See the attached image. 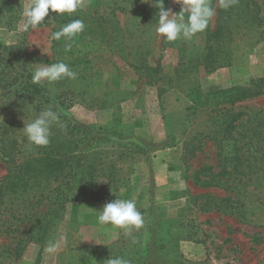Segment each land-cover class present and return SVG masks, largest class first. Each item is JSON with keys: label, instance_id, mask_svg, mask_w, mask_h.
Returning <instances> with one entry per match:
<instances>
[{"label": "rangeland", "instance_id": "obj_1", "mask_svg": "<svg viewBox=\"0 0 264 264\" xmlns=\"http://www.w3.org/2000/svg\"><path fill=\"white\" fill-rule=\"evenodd\" d=\"M256 1L262 8L264 0ZM26 2L0 0V40L6 45H22L51 63L63 60L77 73L75 80L40 84L51 98L60 97L71 105L68 113L73 119L96 127L119 130L122 126L124 133L143 142L127 138L118 146L105 143L99 167L102 173L94 188H103L112 174L115 182L106 185L110 193L114 191L112 196L95 200L85 195L84 201L67 203L41 243L18 245L22 232L0 234V264H103L110 255L124 256L132 264H175L179 254L196 264H264V189L250 187L244 193L241 187L238 196L232 188L202 183L211 178L204 167L211 166L213 173L221 170L211 138L217 112L192 102L196 86L206 93L245 86L253 78L264 77V35L252 42L237 39L231 43V55L225 60L230 62L228 66L211 72L199 66L177 76L167 71L170 64L175 68L180 61V52L156 38L158 9L151 0H86L69 17L82 19L85 30L70 42V51H65L69 43L65 39L53 41L50 56L41 50L48 41L46 30H21ZM164 4L173 12L181 10L173 0H164ZM66 17H54L57 28L70 20ZM176 43L180 50L202 52L205 32ZM35 64L46 65L33 63L31 68ZM148 65L159 71H147ZM226 108L241 118L250 116L264 110V95ZM155 113L161 117L165 133L158 141L139 131L146 123L155 124ZM3 120L0 114V122ZM160 162H167L171 176L164 186L157 185L154 178ZM5 174L0 157V179ZM117 197L135 199L144 216V226L133 232L136 244L123 230L97 220L96 210ZM46 210L47 203L35 207L37 214L32 218L36 220ZM61 236L64 242H60ZM181 241L202 246L203 258L185 257ZM57 243L54 251H45ZM163 245L166 247L161 248Z\"/></svg>", "mask_w": 264, "mask_h": 264}, {"label": "trees", "instance_id": "obj_2", "mask_svg": "<svg viewBox=\"0 0 264 264\" xmlns=\"http://www.w3.org/2000/svg\"><path fill=\"white\" fill-rule=\"evenodd\" d=\"M211 2L216 16L204 31L202 52L192 54L174 46L176 41L163 40V46L180 52V61L175 68L170 64L167 73L180 76L196 71L199 66L207 72L228 66L230 62L225 60L231 55V43L237 39L252 42L264 35V4L261 8L256 0H238L225 10L218 6L217 0ZM49 13L52 14L51 10ZM33 63L51 62L28 52L22 45H6L0 40V114L4 116L0 122V157L6 165V174L0 179V234L22 232L18 245L24 243V246L28 241L46 240L67 203L84 201L85 195L95 200L112 196L114 191L110 193V187L106 186L115 182L112 174H108L109 182L103 184V188H94L102 173L99 169L102 148L107 144L118 146L127 138L143 142L134 134L124 133L122 126L119 130L96 127L73 119L68 113L71 105L66 100L51 98L40 84L31 82ZM146 69L151 73L159 71V67L149 65ZM261 95H264V77L253 78L245 86L206 93L195 87L193 104L212 107L211 110L217 112L211 138L221 170L213 173L211 166L204 167L211 178L202 180L203 184L232 188L238 196L241 187L244 193L249 192L250 187L264 189V110L241 118L239 113L226 108ZM48 106L58 112L60 120L56 123L58 126H52L50 143L43 147L29 145L23 134L24 122ZM44 203L47 210L38 213L34 220L32 217L37 211L33 209ZM178 258L175 264H196L182 254Z\"/></svg>", "mask_w": 264, "mask_h": 264}, {"label": "clouds", "instance_id": "obj_3", "mask_svg": "<svg viewBox=\"0 0 264 264\" xmlns=\"http://www.w3.org/2000/svg\"><path fill=\"white\" fill-rule=\"evenodd\" d=\"M86 0H27L22 6V31L30 29H40L49 33L46 46L41 47L43 53L51 55L53 41H60L62 38L69 43L65 44V51H70V43L80 33L85 30V23L82 19H70L62 23L59 28L54 21L57 15L63 16L77 12L85 6ZM148 2V0H144ZM181 5L179 12L166 9L164 0H151L152 5L158 9L156 12V25L154 33L156 38L166 42H173L179 39L190 40L197 33H203L213 23L216 16V8L211 0H173ZM218 6L222 9L233 7L238 0H217ZM56 13L50 16L49 11ZM187 13V16H185ZM48 17L46 21L45 18ZM75 80L77 73L73 71L63 60H58L51 64H35L31 69V82L42 84L47 82L52 84L63 79ZM59 123V114L53 110L52 106L41 109L31 120L24 122L23 134L27 138L29 145L47 146L50 143L53 124ZM55 186V185H53ZM99 224L113 226L123 230L132 244L138 241L133 235L134 231H139L145 223L144 216L137 208L135 199L116 198L106 202L99 210H96ZM65 238L60 237V242ZM59 243L45 248V251L52 252ZM103 264H132V261L124 256L116 255L106 259Z\"/></svg>", "mask_w": 264, "mask_h": 264}, {"label": "crops", "instance_id": "obj_4", "mask_svg": "<svg viewBox=\"0 0 264 264\" xmlns=\"http://www.w3.org/2000/svg\"><path fill=\"white\" fill-rule=\"evenodd\" d=\"M156 115V113H155ZM157 114L155 117L153 115V121L155 124L146 123L145 128L139 127V131H145L147 135H150L154 140L158 141L161 138L165 137L164 129L162 123L160 122L161 117ZM142 130V131H141ZM155 183L159 186H164L167 183L171 182V176H169V171L167 168V162H160L157 165L156 172L154 174ZM169 179V181H168ZM180 250L184 254L185 257L190 259H197L200 260L203 258V249L197 243H193L192 241H181L180 243Z\"/></svg>", "mask_w": 264, "mask_h": 264}]
</instances>
